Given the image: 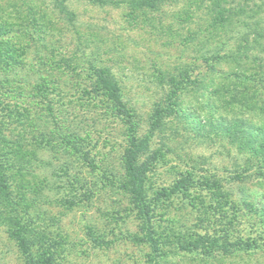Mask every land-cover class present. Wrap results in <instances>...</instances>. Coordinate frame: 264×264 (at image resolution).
Returning a JSON list of instances; mask_svg holds the SVG:
<instances>
[{
    "label": "rangeland",
    "instance_id": "374dc122",
    "mask_svg": "<svg viewBox=\"0 0 264 264\" xmlns=\"http://www.w3.org/2000/svg\"><path fill=\"white\" fill-rule=\"evenodd\" d=\"M229 1L237 2L228 9L238 14L228 26L211 27L201 0L167 1L147 12L128 3L69 0L66 15L54 0H0V37L27 47L26 68L16 74L20 85L36 77L30 67L38 70L53 53L67 65L53 86L68 107L61 115L76 113L68 133L77 130L88 156L63 147L38 150L39 174L48 183L45 193L27 191L26 197L35 199L31 214L43 213L38 221L62 236L50 264H264V177L257 174L260 156L236 138L246 111L242 97L219 101L208 78H194L204 56L242 44V0ZM232 64L216 67L229 71ZM99 71L118 84L121 105L97 82ZM157 114L163 116L159 126L152 125ZM129 116L138 139L151 136L141 161L149 164L145 191L158 253L144 240L123 186ZM68 175L77 177L78 202L65 209L53 201L71 197L64 188ZM0 264H24L2 226Z\"/></svg>",
    "mask_w": 264,
    "mask_h": 264
},
{
    "label": "trees",
    "instance_id": "16d2710c",
    "mask_svg": "<svg viewBox=\"0 0 264 264\" xmlns=\"http://www.w3.org/2000/svg\"><path fill=\"white\" fill-rule=\"evenodd\" d=\"M68 1L54 0V6L60 14L70 13ZM89 1L100 5L128 3L135 10L147 12L158 10L164 2L177 0ZM193 1L196 4L198 0ZM201 1L206 3V15L211 19L209 25L211 27L228 26L231 18L238 14L237 10L228 9V7H238L237 2ZM181 17L183 15L178 20L182 23L185 19ZM239 23L245 31L242 32V44L223 51L214 50L210 55L204 56L200 63L202 65L198 67L194 78L199 82L208 78L211 81L207 83L211 90L210 93L219 101L224 99V102L232 103L242 97L238 102L246 111L242 114V132H238L236 138L242 140L244 149L260 156L258 161L260 167L257 174L264 177V95L257 94L256 91V88L264 91V0H242V21L240 20ZM26 48L17 41L0 37V226L4 227L8 237L16 242L24 264H50L52 256L58 253L62 246V236H53L52 232L47 229L49 223H43L45 225L43 226L38 221L40 218L45 220L43 213L31 214V209L35 207V199L26 197L27 191L35 194L44 192L45 184L48 183H46L47 179L39 174L41 165L38 150L48 146L63 147L72 154L81 152L80 156L85 158L88 156L81 150L79 145L81 139L76 133L77 130L75 133H68L75 121L74 117H77L76 113L69 115L71 119L65 117L66 115H61L67 113L68 107L61 100L59 87L53 86L56 84L55 77L67 74V65L63 62L58 63L53 53L52 61L43 63L38 70H35L34 66L30 67L29 71L36 77L20 85L16 81V74L26 68V63L22 60L26 54ZM223 61L235 65L232 64L229 71L221 67L217 68L216 64ZM194 69L192 73L195 72ZM97 76V82L101 84L116 105H121L122 99L118 84L102 71H99ZM231 77L236 82L232 81L226 85L225 78ZM53 92L56 93L53 94ZM174 92L176 90L172 89L171 93ZM62 108L65 111H62ZM169 115L171 114L167 116ZM162 119L163 116L157 114L155 120L152 118V125L159 126ZM41 121L44 125L40 124ZM126 121L132 130L129 135L131 141L123 162L126 175L123 186L127 189L141 218L144 240L149 243L154 253H158L150 206L145 191V175L149 164L141 161V155L149 149L151 136L138 139L134 135L135 121L131 116ZM46 124L49 126L54 124V128ZM227 128L231 133L237 129L234 126ZM87 165L91 168L93 161L88 162ZM75 179H77L76 176L68 175L66 180L68 187L64 188L72 195L70 198H55L53 202L56 205L67 209L78 202L74 197L77 192L74 186ZM200 240L207 244L218 245L213 241H205L202 238Z\"/></svg>",
    "mask_w": 264,
    "mask_h": 264
}]
</instances>
